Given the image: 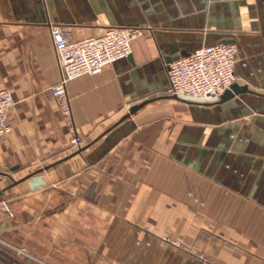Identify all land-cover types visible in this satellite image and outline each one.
<instances>
[{"label":"crops","instance_id":"crops-1","mask_svg":"<svg viewBox=\"0 0 264 264\" xmlns=\"http://www.w3.org/2000/svg\"><path fill=\"white\" fill-rule=\"evenodd\" d=\"M52 26L71 41L143 30L131 62L68 85L70 125L52 95ZM224 39L238 49L233 84L259 96L161 98L165 56ZM1 89L15 106L0 137V250L34 261L2 249L0 264H264V0H0Z\"/></svg>","mask_w":264,"mask_h":264},{"label":"built area","instance_id":"built-area-1","mask_svg":"<svg viewBox=\"0 0 264 264\" xmlns=\"http://www.w3.org/2000/svg\"><path fill=\"white\" fill-rule=\"evenodd\" d=\"M143 34L140 28H109L103 35L71 41L64 28L51 27V38L61 69L59 82L52 88L56 107L70 125L68 85L84 76L100 75L103 70L132 52V43ZM238 49L234 44L219 43L196 50L168 66L167 95L182 101L207 104L218 100L235 82V63ZM15 101L7 89L0 90V137L9 132L8 115ZM72 132L73 130L70 129ZM74 147L81 143L73 139ZM22 253V251H19Z\"/></svg>","mask_w":264,"mask_h":264},{"label":"water","instance_id":"water-1","mask_svg":"<svg viewBox=\"0 0 264 264\" xmlns=\"http://www.w3.org/2000/svg\"><path fill=\"white\" fill-rule=\"evenodd\" d=\"M222 43L224 44H233L234 41L232 40H227V39H224L222 40ZM178 55H170V56H165L164 57V62L167 66V69H168V66L173 62L175 61L174 59L177 57ZM180 57L184 58V57H188L189 54L186 53V52H183V53H180L179 55ZM130 62H131V57L129 56L127 58ZM245 94H251V95H256V96H259L251 91L248 90L247 87H239L238 85L236 84H232L230 86V88L228 90H226L220 97V103H225L229 100H232L234 99L235 97H241L242 95H245ZM161 98H170V99H175V100H179V101H182L176 97H161ZM159 100V98H154V99H149V100H146V101H143L142 103H140L139 105L137 106H134L130 109L129 113L121 120V122L125 121L126 119L130 118L132 115H134L136 112H138L140 109H142L144 106L150 104V103H153L155 101ZM83 149H80L78 152H81ZM66 160V159H65ZM58 163H55L53 165H50V166H47V167H44L26 177H24L22 180L19 181L22 182L28 178H30L31 176L35 175V174H38V173H41L43 171H46L54 166H56ZM18 182H13V185H17Z\"/></svg>","mask_w":264,"mask_h":264},{"label":"rangeland","instance_id":"rangeland-1","mask_svg":"<svg viewBox=\"0 0 264 264\" xmlns=\"http://www.w3.org/2000/svg\"><path fill=\"white\" fill-rule=\"evenodd\" d=\"M173 244L179 250H183L184 249V246H181L179 242H174ZM1 250H2V252L4 251L6 253V255L7 256H10L11 258H19V257H21V258H24L26 261H28V260L31 261V262L34 261L32 255H30L29 253H27L25 250H20L19 248H17L14 245H12L10 248H8V247H5V248L4 247H1ZM19 251H22V253H20ZM0 256H2V255L0 254ZM12 263H13V261H12Z\"/></svg>","mask_w":264,"mask_h":264}]
</instances>
